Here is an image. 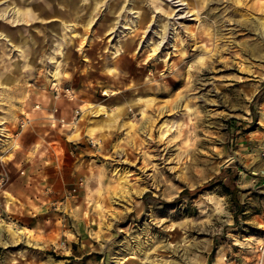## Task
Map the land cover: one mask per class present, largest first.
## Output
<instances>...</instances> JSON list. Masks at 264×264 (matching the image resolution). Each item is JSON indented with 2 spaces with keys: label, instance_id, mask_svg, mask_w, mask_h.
I'll list each match as a JSON object with an SVG mask.
<instances>
[{
  "label": "rangeland",
  "instance_id": "obj_1",
  "mask_svg": "<svg viewBox=\"0 0 264 264\" xmlns=\"http://www.w3.org/2000/svg\"><path fill=\"white\" fill-rule=\"evenodd\" d=\"M0 15V264H264V0Z\"/></svg>",
  "mask_w": 264,
  "mask_h": 264
},
{
  "label": "bare ground",
  "instance_id": "obj_2",
  "mask_svg": "<svg viewBox=\"0 0 264 264\" xmlns=\"http://www.w3.org/2000/svg\"><path fill=\"white\" fill-rule=\"evenodd\" d=\"M17 14H18V16H16V18L15 19H17V20H23V18H19V16H20V11H18L17 12ZM1 16V15H0ZM2 16H4V14L2 15ZM138 16V15H137ZM35 18V17H34ZM46 20V19H45ZM118 21V20H117ZM134 20H130V22L129 23H127L126 21L122 24V29L124 30V29H126L128 32H132L134 29H133V27H134ZM120 23V22H119ZM131 24V25H130ZM163 30V29H162ZM0 34H2V33H0ZM3 36L4 37H7L6 36V34H3ZM6 39V38H5ZM161 41L159 42V43H157L156 44V46L158 47V46H160V44H162V42H163V39H164V36H162L161 38ZM9 40V41H8ZM7 41L8 42H10V45L12 44V41H10V39H8ZM147 41V40H146ZM141 43V42H140ZM143 44V43H142ZM148 44H150V43H148ZM144 133H146L147 134V130L144 132ZM119 178H123V176H120Z\"/></svg>",
  "mask_w": 264,
  "mask_h": 264
},
{
  "label": "trees",
  "instance_id": "obj_3",
  "mask_svg": "<svg viewBox=\"0 0 264 264\" xmlns=\"http://www.w3.org/2000/svg\"><path fill=\"white\" fill-rule=\"evenodd\" d=\"M199 188H201V186H197V187H195L193 189L184 188V189H182L180 191V195L185 194V193H193V192H196ZM235 190H236V188L234 187V189L232 191V197L233 198H235Z\"/></svg>",
  "mask_w": 264,
  "mask_h": 264
},
{
  "label": "built area",
  "instance_id": "obj_4",
  "mask_svg": "<svg viewBox=\"0 0 264 264\" xmlns=\"http://www.w3.org/2000/svg\"><path fill=\"white\" fill-rule=\"evenodd\" d=\"M260 156L262 157V159H264V143L260 148Z\"/></svg>",
  "mask_w": 264,
  "mask_h": 264
},
{
  "label": "crops",
  "instance_id": "obj_5",
  "mask_svg": "<svg viewBox=\"0 0 264 264\" xmlns=\"http://www.w3.org/2000/svg\"><path fill=\"white\" fill-rule=\"evenodd\" d=\"M73 133H74L73 137L81 136V134L77 130H74Z\"/></svg>",
  "mask_w": 264,
  "mask_h": 264
}]
</instances>
